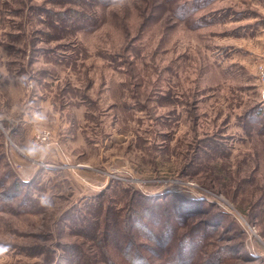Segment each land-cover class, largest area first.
<instances>
[{"label": "rangeland", "instance_id": "374dc122", "mask_svg": "<svg viewBox=\"0 0 264 264\" xmlns=\"http://www.w3.org/2000/svg\"><path fill=\"white\" fill-rule=\"evenodd\" d=\"M262 65L264 0H0V264H264Z\"/></svg>", "mask_w": 264, "mask_h": 264}, {"label": "clouds", "instance_id": "9594fccd", "mask_svg": "<svg viewBox=\"0 0 264 264\" xmlns=\"http://www.w3.org/2000/svg\"><path fill=\"white\" fill-rule=\"evenodd\" d=\"M26 151L29 152V154L32 153L33 149L32 148H28L26 149ZM41 203L42 204H49L50 202L47 200V198H42L41 199ZM8 249L6 247L0 246V255H2L4 252H6Z\"/></svg>", "mask_w": 264, "mask_h": 264}, {"label": "built area", "instance_id": "2783aa9c", "mask_svg": "<svg viewBox=\"0 0 264 264\" xmlns=\"http://www.w3.org/2000/svg\"><path fill=\"white\" fill-rule=\"evenodd\" d=\"M259 74H260V78L264 80V66H260V69H259ZM43 134V138H45V140L48 139V136L46 133H42Z\"/></svg>", "mask_w": 264, "mask_h": 264}]
</instances>
